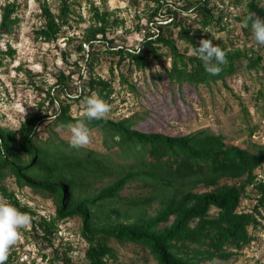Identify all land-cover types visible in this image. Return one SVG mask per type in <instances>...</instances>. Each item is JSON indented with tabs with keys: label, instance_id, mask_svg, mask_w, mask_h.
I'll use <instances>...</instances> for the list:
<instances>
[{
	"label": "trees",
	"instance_id": "trees-1",
	"mask_svg": "<svg viewBox=\"0 0 264 264\" xmlns=\"http://www.w3.org/2000/svg\"><path fill=\"white\" fill-rule=\"evenodd\" d=\"M154 1L146 5L147 22L143 28L138 25L143 39L137 49L119 47L109 37V32L125 20L106 5L91 1L89 25L77 36L67 33L75 16L84 21L73 1L60 0L58 12L47 1L40 4L42 22L35 31L36 39L49 43L66 37L63 55L75 53L77 58L71 70L54 73L56 81L45 91L51 114L29 112L18 129L0 122V192L8 203L31 217L29 232L35 243L52 248L50 264H79L69 256L74 250L71 242L59 234L61 223L72 218H79V235L88 243L85 264H119L113 241L141 246L156 264H202L231 259L256 238L249 227L256 230L261 224L257 215L262 216L264 207V180L258 179L255 170L264 163V145H228L222 134L207 130L178 136L146 132L135 127V116L88 120L71 112L75 102L81 104L86 97L96 95L110 106L108 114L112 113L115 95L120 94L114 86L117 77L125 89L137 92L121 71L126 60L129 70L137 72L169 58L170 67H164L166 75L171 86L180 88L184 84L226 83L227 78L243 71L264 70L261 54L227 47L210 34L212 29L226 28L222 22L228 12L221 7L225 0L214 5L211 0H184L183 10L196 14L198 28L187 26V15L177 10L169 11L170 20H159L169 2ZM244 3L246 12L243 17L236 16L238 21L245 22L250 16L264 20V0H230L235 8ZM17 8L15 1L1 6L0 40L18 25ZM178 27L179 31L173 32ZM245 27L250 34L251 22ZM201 39L211 40L226 53L227 63L219 65L222 70L218 75L207 73L194 53ZM178 40L184 41V49ZM103 52L111 57L109 78L96 71ZM50 118L49 135L42 138L40 126ZM79 121L89 131H102L105 151L73 148L60 136L58 128ZM253 132L251 129L250 135ZM7 177L19 188L29 187L52 198L55 213L42 215L21 202L4 184ZM132 182H139V191L123 194ZM249 185L255 186L258 203L252 211H238ZM212 208L217 209L215 215ZM42 256L48 257L47 253ZM5 264L18 263L9 255ZM31 264H37V257Z\"/></svg>",
	"mask_w": 264,
	"mask_h": 264
},
{
	"label": "rangeland",
	"instance_id": "rangeland-1",
	"mask_svg": "<svg viewBox=\"0 0 264 264\" xmlns=\"http://www.w3.org/2000/svg\"><path fill=\"white\" fill-rule=\"evenodd\" d=\"M15 1L18 4L16 15L20 21L10 35H4L0 40V122L2 125L18 129L25 115L29 112H39L49 115V101L45 98V91L56 81L54 73L59 69L68 71L73 67L77 54L63 55L66 37L61 36L56 42H44L36 39L35 31L41 24L40 4L43 1L50 3L54 12H58L60 0H0V8L6 2ZM74 2L77 13L84 21L75 16L67 26L68 35L80 36L84 28L89 25L91 1L96 5H106L109 10H114L115 15L125 20L124 24L113 28L109 37L116 45L129 49H137L143 39V31L138 30V25L143 28L147 22V3L153 5L154 0H71ZM214 3H213V2ZM224 1V0H223ZM221 7L227 9V16L222 24H226L223 31L212 29L210 34L227 45V47H240L253 49L255 53L264 57V46L258 45L252 34L244 30L245 22L238 21L236 16L243 17L246 12L245 3L238 8L232 7L230 0ZM161 11L159 20L165 22L169 19L170 10H177L187 16V26L198 28V19L192 11L183 10L184 0H168ZM212 5L222 3L221 0H211ZM178 28L173 32L177 33ZM209 40V39H208ZM178 46L184 49V41H177ZM101 46V44H99ZM105 48L104 45H102ZM10 49L13 52H10ZM166 47L163 48L166 51ZM191 53V52H190ZM67 57V60L64 58ZM111 57L103 52L100 63L96 68L98 74L109 78ZM129 60L124 61L122 70L128 80L135 85L137 92H129L124 84H120L117 77L114 86L120 90L114 100L113 112L107 114L115 119L135 116V127L146 132H161L168 135H185L199 130L222 134L228 145H237L242 148L251 147L252 144L264 145V70L259 72L243 71L229 77L226 83L219 81L217 84L207 86L199 84L197 87L184 84L171 86L164 67H170V59H163V63L146 69L145 71H130ZM71 70V69H70ZM85 74V69L82 70ZM120 70H116L119 75ZM78 78V76H76ZM76 78V80H77ZM77 84V83H75ZM263 91V93H261ZM115 109V110H114ZM84 103H74L72 114L82 115ZM47 120L40 126V135L45 138L49 135ZM254 129L252 135L250 130ZM59 134L64 139H70L68 128H58ZM90 144L87 147L105 151L104 135L99 129H91ZM255 173L258 179L264 180V163ZM4 184L13 191L21 202L33 207L39 214L49 215L55 213V203L52 198H45L36 194L29 187L19 188L12 178L7 177ZM139 182H132L125 188L123 194L139 191ZM7 202L8 199L1 194ZM258 194L255 186L247 187V195L243 198L238 211H252L258 203ZM262 216L257 215L260 225L256 230L249 227L255 235V240L242 252L228 260L215 259L202 264H264V207L261 208ZM212 215L217 213L216 208L211 209ZM79 218L68 219L61 223L59 234L64 241L71 242L74 248L70 252L75 263L85 264V250L88 243L79 235ZM31 225L21 228L20 239L14 245L9 255L15 257L18 264H31L37 257V264H50L49 257L53 255L52 248L36 244L30 234ZM57 241V244H59ZM119 255V264H156L148 250L141 246L126 243L121 245L112 242ZM16 250V256H14ZM48 257L43 259L42 254ZM54 257V256H53ZM54 259V258H53ZM55 264V263H54ZM61 264V263H59Z\"/></svg>",
	"mask_w": 264,
	"mask_h": 264
},
{
	"label": "clouds",
	"instance_id": "clouds-1",
	"mask_svg": "<svg viewBox=\"0 0 264 264\" xmlns=\"http://www.w3.org/2000/svg\"><path fill=\"white\" fill-rule=\"evenodd\" d=\"M251 22V34L254 41L264 46V20L252 16L245 20V26ZM194 53L202 60L204 69L210 75H218L221 72L219 65L226 64V53L214 46L211 40L201 39L199 47H195ZM110 106L96 95L86 97L82 115L88 120H101L107 116ZM70 132L69 144L73 148H82L90 144V132L83 121L67 125ZM31 223V217L19 211L0 196V264H5L10 249L20 239L21 228H27Z\"/></svg>",
	"mask_w": 264,
	"mask_h": 264
}]
</instances>
